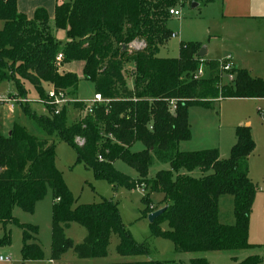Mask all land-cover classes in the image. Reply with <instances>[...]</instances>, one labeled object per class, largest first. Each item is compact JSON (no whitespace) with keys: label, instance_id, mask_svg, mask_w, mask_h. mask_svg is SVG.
<instances>
[{"label":"trees","instance_id":"16d2710c","mask_svg":"<svg viewBox=\"0 0 264 264\" xmlns=\"http://www.w3.org/2000/svg\"><path fill=\"white\" fill-rule=\"evenodd\" d=\"M17 2L0 0V26L4 24L0 27V83L13 82L21 99L28 95L25 82L41 99L46 98L44 85L50 84L77 100L81 79L61 72L60 63L84 62V78L95 85L96 95L109 101L90 109L78 100L72 103L85 113L73 123L68 107L59 115L47 116L38 115L30 104H20L39 135L31 134L18 121L10 135H0V224L14 223L22 228L23 259L43 258L36 243L38 228L20 225L13 212L20 208L33 213L48 190L57 200L52 210V261H60L69 250L80 260L105 259L113 235L119 237L116 252L122 258L151 254L147 243L134 240L114 201L74 207L72 193L56 166V138L75 151L77 164L93 171L97 180L107 181L114 189L142 188L147 198L153 193L164 196L161 209L166 210L150 224L152 238L171 241L178 253L228 254L237 264H264L260 255L239 261L242 254L264 248L249 243L250 215L257 194L249 177V158L256 149L251 128L236 129L237 143L228 160H221L217 149L179 151V144L192 138L191 108L211 109L220 99H264V80L236 70L234 84L220 89L216 61H205L207 78L194 80L201 65L202 45L198 43H181L176 59L158 56L173 36L168 28L170 10L213 0H71L56 6L54 20L44 9H38L30 20L18 12ZM58 31H67L66 43L58 41ZM135 42L144 47L131 48ZM130 64L135 78L132 90L125 69ZM172 100L176 101L175 113L169 108ZM137 143L144 150L133 152ZM117 161L134 169L138 180L117 171ZM155 163L169 164L171 169L158 172L152 181L149 172ZM196 170L206 176H191ZM226 196L234 200V225L219 221L220 199ZM157 210L160 208L149 206L141 217L146 219ZM161 223H168L169 230L162 231ZM72 224L87 231L79 245L66 236ZM4 241L10 243V237L6 235ZM116 264L177 263L147 260ZM191 264L210 263L206 258H193Z\"/></svg>","mask_w":264,"mask_h":264},{"label":"rangeland","instance_id":"374dc122","mask_svg":"<svg viewBox=\"0 0 264 264\" xmlns=\"http://www.w3.org/2000/svg\"><path fill=\"white\" fill-rule=\"evenodd\" d=\"M180 9V10H179ZM178 10L182 11L181 18L171 17L168 28L172 33H178L181 37L179 39L172 38L169 43L163 47L159 53L160 58L164 59H176L180 55L181 43H189V37L185 36L187 31L202 33V24L204 22H199L198 20L205 19V9H192L190 5H185L180 7ZM202 13V14H201ZM184 32V35L182 34ZM67 33V31H66ZM202 37V36H201ZM68 39V36H67ZM60 71L63 72V66L66 64L60 63ZM133 66L127 65L126 76L127 81L132 86L135 78H132ZM208 76V68L205 69ZM84 76L83 74H81ZM79 91L77 94L78 99L81 102H91L94 100L96 95L95 85L86 80L84 77L80 78ZM224 86H229L227 81L223 80ZM25 91L27 92L28 100L31 101V108L38 115H48V113L38 105V100L41 99L35 88L32 85L23 82ZM234 88V86H232ZM0 90L2 93H14L17 91L16 85L9 86L5 83L1 86ZM49 88L46 87L45 91L48 92ZM210 98V97H209ZM211 99V98H210ZM88 105L89 103H84ZM262 113L264 115V105L262 103ZM259 106L255 102L249 101H233L225 100L222 103H216L210 110L205 108H193L189 115L192 116L193 131L196 135V139L200 138L198 133V127H195L196 120L198 117L203 115L214 116L218 120H223V123L231 121L235 114L244 113L248 120H252L254 123L260 122L262 120V140L261 151L258 149L255 155L250 160V174L253 176L254 184L258 187V193L256 194L253 210L251 212L250 226L254 235V239L257 241L262 240L264 246V230L261 225V220L263 223L264 217V117L258 113ZM69 109V120L70 123L80 121L85 113L77 108H74L71 104L68 106ZM241 111V112H240ZM21 113V112H20ZM22 114V113H21ZM18 118L17 121L22 123L31 134L36 136L39 135L38 129L35 127L34 123L24 117ZM15 120V119H14ZM13 119L6 117L5 111L0 112V135L7 136L9 134V129H11ZM226 126V124H225ZM217 139V132L212 130L208 137L201 140L202 143L209 142V147H213L212 142ZM56 144V166L58 171L62 174L64 182L68 187L69 191L72 193L74 198V207L81 205H92L101 203L103 200H112L118 204L121 213L122 220L126 225L128 231L134 238V240L141 244L147 243L151 249L150 257H137V258H122L116 252V247L119 244V237L113 235L111 237L109 245V255L105 259H94V260H80L76 257L73 250L67 251L61 258L60 261L54 262L51 257V247H52V210L54 204L57 200H54V196L51 190H48L46 197L38 202L35 206L33 213H26L20 208H15L13 215L16 221L20 225H29L38 228L37 243L43 252V258L39 261L28 260L25 261L22 256V242H23V230L19 225L10 223L8 225L0 224V256L11 257L10 263H0V264H116L126 261H160V262H175L177 264H191V259L193 258H206L210 264H233L230 260L228 254H218V253H201V254H185L178 253L175 250L174 244L163 238H152L150 230V222L148 218L144 219L141 217V213L152 206L153 209L159 208L161 202L164 200V196L160 193H153L147 198V194L144 189L137 188L136 190H128L126 188L114 189L107 181L97 180L95 178L94 172L87 169L82 164H77V156L75 151L69 147L67 144L58 141L53 138ZM78 144L82 143L81 139H77ZM188 142V141H187ZM194 142V141H193ZM183 142L182 147H193L194 143ZM198 142V139L197 141ZM202 147H204L202 145ZM144 150V146L141 143H137L132 148L133 152H138ZM117 171L120 173L134 179L137 177V172L123 163L122 161H117L114 164ZM155 174V167L150 171V175ZM232 200L231 197H225L220 203V217L221 222L227 221L228 216L232 213V206L228 203ZM147 201V203H146ZM261 201V211L258 210L259 202ZM257 206V208H256ZM160 228L162 231L166 232L169 230L168 223H161ZM10 237V243H5V236ZM66 236L73 241L74 245H79L83 243L87 236V231L78 224H72L71 228L66 230ZM251 245V244H250ZM252 245V246H256ZM262 246V247H263ZM264 249V248H263ZM262 249V250H263ZM259 249L254 250L258 252Z\"/></svg>","mask_w":264,"mask_h":264},{"label":"crops","instance_id":"0c3cea01","mask_svg":"<svg viewBox=\"0 0 264 264\" xmlns=\"http://www.w3.org/2000/svg\"><path fill=\"white\" fill-rule=\"evenodd\" d=\"M70 1L71 0H18L17 8L20 14L25 15L30 20L33 19L35 12L38 9L46 10L50 19L54 20L56 6L64 3H68ZM196 4L197 5L193 7L192 6L193 3H187V5H190V7L194 10L202 9V8L205 9L204 12L206 16L205 19L198 20L199 22H204V24H202L201 26L203 28L202 33L200 35L199 32L187 31L189 33L187 34L185 33V36L189 37L188 39L190 41L189 43H198L202 45V49H204L205 54L204 57L201 59L204 60V63L205 61L220 62L227 59L228 57H231L235 71L245 70L251 76V78L264 80V0H213V2L209 4H205L203 2H196ZM179 8L180 7L175 9H179ZM3 26L4 24L2 23L0 26L1 29L3 28ZM173 34L176 35L174 39H179V37H181L180 34L178 33H173ZM182 34L184 35V32H182ZM56 37L58 41L62 43H66L68 41L66 31H58L56 33ZM143 47L144 45L138 42H135L131 45V48L136 50L142 49ZM84 67H85L84 62H74L64 65L63 72L74 73L78 75L79 78H81L84 77L81 75L83 74ZM236 77H237V73H236ZM5 83H8L9 86H14L13 82H2L0 83V88ZM44 86L45 88L48 87L49 89L53 88V86L50 84H46ZM127 86L129 89L132 90L134 88V81L132 86L127 81ZM4 94L5 93H2V91L0 90V101L9 100L12 98L21 99V98H17L18 91H15L12 94L11 93H7L6 95ZM77 100L80 101L78 97ZM225 100H233L238 102L239 101L255 102L256 105L259 106L258 113L261 116V119L262 117H264L261 107L262 103L264 105V99H237V98L224 99V100L220 99L216 101L214 105L216 103H222ZM83 103H88V102H83ZM193 108H199V107H193ZM193 108L190 109V112ZM2 110L5 111L6 117L11 118L13 120L15 119L14 120L15 122L17 121L18 118L23 117L21 116L23 115V113L19 104L15 105L14 108L12 109L10 104L0 103V112ZM189 124H190L192 138L190 141L188 142L186 141L185 143H192L194 141L193 147L183 148L182 147L183 142H181L179 144V151L184 153H189V152H200L205 150L217 149L219 151L221 160H228L230 158L231 151L237 143L236 129L240 126L250 127L252 138L256 144V149L249 158V177L252 180V182L255 183L253 176L250 174V160L255 155L258 149H260L261 151L260 147L262 145V140L259 137H261L262 127H263L262 120H260V122L254 123L252 120H248V117H246V115H244V113L241 112V114L240 113L235 114L234 118L231 121H228L227 123H223V120H220V122L218 120V124H217V118L214 116H209V115L200 116L198 117L195 123V127H198V133L200 134V138H197L198 142H196L197 141L196 135L194 134L193 131V122L191 115H189ZM11 129H9L8 135L11 134ZM213 129L215 130V132H217V139H215V141L211 143L214 144L213 147H209L211 146L209 145V142L202 143L201 140L206 139L209 133L210 132L212 133ZM202 145L204 147H202ZM153 167H155V174L151 176L149 172V179L152 181L156 178L158 172L169 171L171 169L169 164L155 163ZM181 174H188V173L182 172ZM190 175L195 178H203L204 176H206V174L202 173L200 170H196ZM138 178L139 177L137 174V177L134 178V180H138ZM257 193H258V187H257ZM223 198L225 197H222L220 199V203ZM228 203L232 206V213H230L227 221H225L224 223L221 222V217L219 215V221L221 224L224 225H234L235 216H234L233 198ZM259 203L260 204L258 210L261 211V201ZM159 208L161 209L162 206H160ZM260 227H262V229L264 230V217H263V223L261 220ZM249 243L251 245L262 244V240L257 241L256 239H254L251 226L249 229ZM37 244L39 245V243ZM256 246H263V245H256ZM251 255H260L262 258H264V249L263 250L260 249L258 250V252L252 250L248 253L242 254L239 257V261H242L243 259ZM230 260L233 264H237V262L234 261L231 257Z\"/></svg>","mask_w":264,"mask_h":264},{"label":"built area","instance_id":"2783aa9c","mask_svg":"<svg viewBox=\"0 0 264 264\" xmlns=\"http://www.w3.org/2000/svg\"><path fill=\"white\" fill-rule=\"evenodd\" d=\"M170 16L175 17V18H181L182 13L178 9H171L170 10ZM176 35L173 34L172 38H175ZM59 62H61V58L58 59ZM200 67L197 72L194 74V80L200 81L205 79V75H207L205 69V63L203 59H200ZM218 72L220 74V84L219 88L222 89L224 86L223 80L227 81L229 86L233 84L236 80V72L234 69V64L232 61L231 57H228L227 59L218 62ZM77 102V100H74L73 98H70L65 92L63 91H58L54 87L49 89L48 92L46 93V98L45 99H39L38 104L41 105V107L48 113L47 116L51 115H59L64 108L68 107L70 104ZM109 101L104 99L101 95H96L94 100L91 102H88L89 104L86 105L88 109L91 107L97 105V104H105L108 103ZM2 104H10L11 108L13 109L15 105H20V104H30L31 101L28 100L27 98L25 99H9L5 101H0ZM169 108L172 113H175L176 111V101L172 100L169 102ZM52 110V113H49V110ZM50 114V115H49ZM102 160V158H100ZM11 262V257L9 256H0V263H10Z\"/></svg>","mask_w":264,"mask_h":264},{"label":"water","instance_id":"95a60500","mask_svg":"<svg viewBox=\"0 0 264 264\" xmlns=\"http://www.w3.org/2000/svg\"><path fill=\"white\" fill-rule=\"evenodd\" d=\"M197 4L193 3V7H195ZM204 49L201 50L200 54H199V58H203L204 57ZM166 208L157 210L155 212H153L152 214L149 215L148 220L151 223H153L157 218H159L164 212H165Z\"/></svg>","mask_w":264,"mask_h":264}]
</instances>
